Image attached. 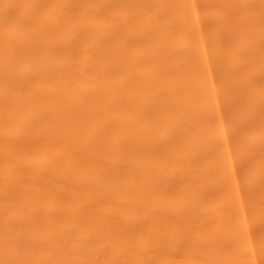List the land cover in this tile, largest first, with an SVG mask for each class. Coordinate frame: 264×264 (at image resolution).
Here are the masks:
<instances>
[{
  "label": "rangeland",
  "instance_id": "374dc122",
  "mask_svg": "<svg viewBox=\"0 0 264 264\" xmlns=\"http://www.w3.org/2000/svg\"><path fill=\"white\" fill-rule=\"evenodd\" d=\"M18 1L3 0L2 5L18 11ZM152 1L140 0V5L116 15L104 7L96 14L114 22L129 18L135 24L145 23L137 34L142 38L173 0ZM187 1L196 6L201 32L188 60L174 62V75L179 78L187 71L200 83L195 92L176 90L172 98L175 103L194 101L193 105L198 98L192 93L201 98V142L191 143L189 155L179 157L174 143L176 147L170 144L163 151V160L159 157L157 146L170 143L178 126L158 131L148 142L150 161L126 151L80 146L75 137L91 139L97 133L96 129L83 132L85 121L98 111L97 105L88 103V94L82 96L79 109L35 108V101L43 103L46 94V99H54L65 85L52 76L36 77L32 65L24 66L17 84L7 72L0 73V190L5 196L0 200V248L8 242L16 246L15 256H0V264H53V257L68 264H208L210 260L264 264V0ZM77 5L76 0H65L40 12L50 13L52 25L59 26L70 16L78 17ZM16 14L23 28L13 34L0 28V40L24 37L37 28L33 6ZM84 32L82 26L76 30ZM95 46L93 39L71 46L67 61L54 71L71 81L68 84L83 82L76 62L91 60ZM142 57L140 53L135 59ZM132 58L123 55L108 66L125 68ZM166 74L163 66L146 69L131 83L114 88L105 123L119 119L122 101L154 95L148 89L161 85ZM100 83L99 78L87 83L86 93ZM12 91L20 94L18 107H26L23 120L6 111ZM29 97L31 101H26ZM34 119L40 121V128ZM50 129L56 131V139L39 143ZM40 135L44 136L37 141ZM29 143L40 146L26 160L21 153ZM138 146L133 143L134 149ZM67 152L70 160L64 158ZM170 161L175 169L167 165ZM77 167L79 172L94 168L106 176V185L97 188L94 182L95 190L90 191L85 181L75 177ZM120 178L125 184L114 187ZM142 191L158 192L161 208L141 203ZM17 197L25 202H16ZM24 215L49 220L50 225L29 231L22 222Z\"/></svg>",
  "mask_w": 264,
  "mask_h": 264
},
{
  "label": "bare ground",
  "instance_id": "6f19581e",
  "mask_svg": "<svg viewBox=\"0 0 264 264\" xmlns=\"http://www.w3.org/2000/svg\"><path fill=\"white\" fill-rule=\"evenodd\" d=\"M0 0V28L6 30L10 34L20 31L22 24L16 22L17 12L24 11L33 6L37 10L36 17L39 18L37 28L24 37H10L0 40V73L7 72L12 81L16 84L21 80L23 74L21 71L25 65H32L34 73L38 78L52 76L65 85L62 92L54 99H46L49 94L43 98V103L35 101L33 107H49L53 105L56 110L64 106H71L79 109L81 98L88 94V103L97 105V115L85 121L83 132L97 133L91 138H74L75 142L80 145L93 144L98 149L106 152L126 151L132 153L140 160L150 161L147 156L146 145L153 140L156 133L162 129H173L172 140L170 143L162 142L157 146L159 157L164 158L163 151L174 143L179 146L178 156L189 155L192 142H201L199 125L203 119V110L200 108L198 93H192L193 97L197 96L198 104L193 105L194 101L173 100V94L176 90L182 92H195L200 83L198 76L190 75L187 71L182 72L179 78L175 76L176 60L182 63L188 60V57L194 52L196 43L195 37L201 32L200 19L196 14V6L190 5L192 1L173 0L167 11H164L157 20L151 23L149 34L146 37L139 38L137 34L146 26L140 22L135 24L134 19L123 18L118 21L112 19L99 18L96 14L97 9L105 8L110 15L120 14L131 7L140 5V0H76L79 6L80 14L78 17L70 16L67 20L59 25H52L53 17L50 13L40 12V10L49 5H60L65 0H19L16 10L13 8L6 9ZM152 1V0H151ZM153 2V1H152ZM155 5H161L158 1H154ZM190 6H189V5ZM95 12V13H94ZM191 13V16H190ZM189 15V17H188ZM138 16H140L138 14ZM135 24V25H134ZM84 27L83 34H77L78 27ZM92 32L94 34H92ZM132 33L130 36H128ZM95 41L94 57L86 62L77 61V75L83 78V82L77 85L65 78L59 72L54 71V67L58 64L65 63L68 58V52L71 46H78L89 40ZM27 46H26V45ZM69 46H68V45ZM152 47H158L155 51L150 52ZM143 54L141 60L137 61L135 56ZM123 55H129L132 61L125 67L108 66L114 60ZM107 64V65H105ZM164 67L167 74L163 77L162 84L154 89H148V93L155 92L154 95L145 99L142 95H136L132 99L122 101L119 105L120 117L117 121L107 124V117L111 114L109 103L113 98L114 88L129 84L134 77L142 74L146 69H157ZM95 78L101 80L100 85L91 89L86 93L87 83ZM189 82V86L188 85ZM78 86V87H77ZM48 92L52 90L47 87ZM113 90V91H112ZM98 93L97 99L94 95ZM146 95V94H145ZM20 94L12 91L8 95L9 101L6 103V111L11 116H18L20 119L26 118V107L23 109L18 107ZM27 98L26 101H31ZM83 103V101H82ZM143 109H149L144 111ZM101 119V120H100ZM100 120V121H99ZM39 128L38 120H33ZM158 124H160L158 126ZM69 130V129H68ZM56 131L50 129L44 139L39 142H48L56 139ZM44 135H40L37 141L41 140ZM129 139L124 141V137ZM8 141V140H7ZM10 142V141H8ZM138 142L139 146L134 149L133 143ZM39 143H29L26 150L21 155L24 159L32 157ZM71 152H67L64 156L66 160H70ZM48 155L53 156L50 151ZM178 163V161H177ZM173 162H167V165L173 167ZM55 168V167H54ZM174 168V167H173ZM175 169V168H174ZM74 175L81 181L87 183L90 191L95 190L94 182L97 188L104 187L106 184V176L96 172L94 168L85 169L79 172V168L74 169ZM147 176V173H145ZM125 178H120L113 184L114 187H120L125 184ZM127 181V180H126ZM141 203L150 205L152 209L161 208L159 203V193L156 191H142ZM4 192L0 190V200L4 199ZM18 203H24V198L15 200ZM177 202H174L176 204ZM6 213V211H5ZM7 215V213H6ZM7 225V219L4 218ZM23 224L29 231H39L50 225L49 220L33 217L31 215L23 216ZM244 225V229H245ZM9 245L0 248V256H15V244L8 242ZM244 250V249H243ZM242 248L239 253L244 256ZM38 262V260L36 261ZM35 263V261H33ZM69 262L59 260L53 257V264H68ZM81 264V263H71ZM212 264V261H208ZM243 264V263H242Z\"/></svg>",
  "mask_w": 264,
  "mask_h": 264
}]
</instances>
